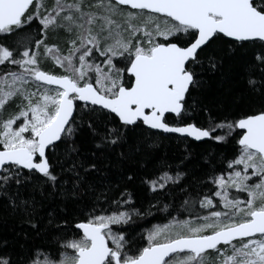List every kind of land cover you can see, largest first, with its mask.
I'll return each mask as SVG.
<instances>
[{
  "label": "snow or ice",
  "instance_id": "1",
  "mask_svg": "<svg viewBox=\"0 0 264 264\" xmlns=\"http://www.w3.org/2000/svg\"><path fill=\"white\" fill-rule=\"evenodd\" d=\"M0 66V264H264V0H0Z\"/></svg>",
  "mask_w": 264,
  "mask_h": 264
},
{
  "label": "trees",
  "instance_id": "2",
  "mask_svg": "<svg viewBox=\"0 0 264 264\" xmlns=\"http://www.w3.org/2000/svg\"><path fill=\"white\" fill-rule=\"evenodd\" d=\"M51 0H49V3ZM36 25H33V28H35ZM49 43H53L51 34L49 36ZM3 66H0L2 68ZM43 68L45 70H51L56 73H60V69L57 67L49 66V64H43ZM236 70L232 69L230 70L227 64L222 69L223 73V79L221 78V73L218 72L214 76H207L206 79L208 80L207 84V92L209 94L218 93L222 91L224 88L232 87L234 89H237L240 87V84L238 83V77L235 75ZM182 147V146H181ZM235 142H231L220 149L223 151L228 158H232L235 150ZM168 154L170 157L174 155H179L178 150L175 148V142H173V147L168 150ZM226 164V162H225ZM243 198V196H241ZM171 215L169 213L165 212H154L153 215L148 216L145 220L139 221L136 226L132 229V235L135 237L138 243L145 244V240H141L140 236L141 234H146L147 230L152 228L154 225H163L169 222L171 219V216H178L179 219H185V218H191L187 216V214L181 213L178 215L176 211L169 210ZM70 251V250H69Z\"/></svg>",
  "mask_w": 264,
  "mask_h": 264
},
{
  "label": "rangeland",
  "instance_id": "3",
  "mask_svg": "<svg viewBox=\"0 0 264 264\" xmlns=\"http://www.w3.org/2000/svg\"><path fill=\"white\" fill-rule=\"evenodd\" d=\"M51 38H52V37H51ZM52 41H53V43H57V44H59L62 48L65 46V45H64V41H63L62 36L59 37V38H56L55 40L52 39ZM41 51H43V49H41ZM46 63L49 64V66H53V67H54V65H53L50 61L45 62L44 64H46ZM42 67H43V65H42ZM9 110H11V108H10Z\"/></svg>",
  "mask_w": 264,
  "mask_h": 264
}]
</instances>
